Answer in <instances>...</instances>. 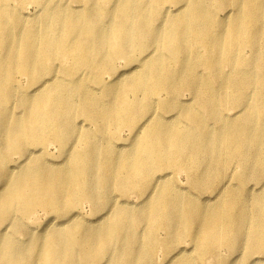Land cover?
<instances>
[{"label": "bare ground", "instance_id": "bare-ground-1", "mask_svg": "<svg viewBox=\"0 0 264 264\" xmlns=\"http://www.w3.org/2000/svg\"><path fill=\"white\" fill-rule=\"evenodd\" d=\"M263 24L264 0H0V264H264ZM36 210L71 217L27 248Z\"/></svg>", "mask_w": 264, "mask_h": 264}, {"label": "rangeland", "instance_id": "rangeland-1", "mask_svg": "<svg viewBox=\"0 0 264 264\" xmlns=\"http://www.w3.org/2000/svg\"><path fill=\"white\" fill-rule=\"evenodd\" d=\"M175 9H176V7H172L171 11H175ZM23 12H27V13L33 14L35 12V7L33 5H31V4H25L23 6ZM225 14H226V11H220L219 16L221 18H225V17H223ZM247 52L248 51L246 50V52L244 54H247ZM238 56H240V55L238 54ZM117 67L120 70L123 69V63H118ZM22 84L23 85L26 84L25 79H22ZM181 98H182V100H188L187 102L191 101V96L188 94V92L182 93ZM235 113H236V110H234V109H230L229 110V115H233ZM170 116H172V114L168 115V117H170ZM121 136H122V138H127L126 137L127 136V131H123L121 133ZM122 141L127 143V141H125V140H122ZM38 149L39 148L35 147V150H33V151L35 153H38ZM76 149L77 148H75V150ZM45 152L48 153L49 155H51V156H47V157L50 158L49 162L52 161L51 162L52 164L62 161V157L61 156L57 157V155L60 153L58 146L52 144V145L48 146V148H47V150H45ZM12 159H13V163L15 165L17 164V162L19 160H22V158H20L18 154H13L12 155ZM179 176H180L181 180L184 179V174H180ZM182 182H184V181H182ZM138 199L139 198L136 195L129 196V198H128L129 201H132V200L133 201H138ZM82 206H83V210H82V214L81 215L85 216V218H87V219L91 218L92 219V218H96V216H98L97 213H95L93 215L90 214L91 206L87 202L83 203ZM54 215L55 214H53V213H45V211H43V210H36V212L34 214H32L31 217L28 220H26L25 225H24L25 226L24 229L21 232H19L16 235V237L19 238L20 240L25 239L26 241L24 243V246H26L28 248L31 245L30 242L28 241V237L30 235L38 233L39 231H41L47 225L48 226H54V227H56V224L63 225L71 217V216H69V218L65 219V221L62 222L63 218L57 217V216H54ZM48 217H52V220L50 221V223H48V221H47ZM76 219H79V218H76ZM94 225H97V223L94 224ZM11 227H12V224H8V226H7L6 230H5L6 234H8L10 232ZM0 228H1V225H0ZM181 247H188V245L182 244ZM223 252L224 251H222V253ZM159 259H161V252H157L155 254V256L153 255V260H154L155 264H162L161 260H159ZM206 261H207L206 264H216L215 262L208 261V259ZM233 264H237V262H235Z\"/></svg>", "mask_w": 264, "mask_h": 264}]
</instances>
